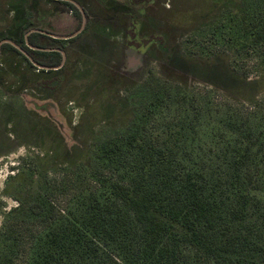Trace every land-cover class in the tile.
Returning <instances> with one entry per match:
<instances>
[{
    "label": "trees",
    "instance_id": "16d2710c",
    "mask_svg": "<svg viewBox=\"0 0 264 264\" xmlns=\"http://www.w3.org/2000/svg\"><path fill=\"white\" fill-rule=\"evenodd\" d=\"M256 2L261 10L253 13L235 0L225 3L234 17L242 14L240 32L230 38L238 50L253 53L258 74L254 80L245 76V84L224 76L225 83H235L231 87L238 94L246 91L240 96L245 102L252 101L248 91L264 97V0ZM35 5H27V27L20 31L36 27L32 17L40 10ZM37 16L39 23L40 16L45 17L42 12ZM23 34L18 36L22 46L40 54L42 65L60 63L57 51L26 47ZM127 34L135 36L137 31L129 27ZM166 38L161 33L153 43L168 51ZM53 40L37 31L27 35L29 44L40 47ZM49 53L56 57H46ZM27 63L36 72H57ZM185 83L171 78L157 81L148 87L154 99L139 110L131 97L123 99L116 110L118 123L111 125L120 133L98 148V160L110 174L94 175L98 183L94 189L82 188L57 207L58 185L48 173L27 178L26 195L22 189L12 195L17 202L13 211L20 219L26 217L16 223L27 231L23 264H264V195L257 194L264 178V131H255L233 113L219 135L222 140L197 141L200 107L189 117L183 104L171 116L172 104L187 98ZM142 89L144 85H138L136 92L142 94ZM195 99L191 93L188 101ZM20 176L15 175L17 181ZM37 181L40 184L33 185ZM12 239L0 242L5 250L0 264H17L19 238Z\"/></svg>",
    "mask_w": 264,
    "mask_h": 264
},
{
    "label": "rangeland",
    "instance_id": "374dc122",
    "mask_svg": "<svg viewBox=\"0 0 264 264\" xmlns=\"http://www.w3.org/2000/svg\"><path fill=\"white\" fill-rule=\"evenodd\" d=\"M96 1L103 8L107 5L106 2ZM227 1L144 2L141 34L149 35L148 40L153 43L157 35L164 33L169 49L167 51L154 43L146 50L144 47L135 48L141 55L135 56L129 63L126 61L124 30H113L112 33L105 29V25L110 24L103 21L101 15L98 23H93L92 31L81 30L68 41H53L52 47L68 54L65 57L58 51L60 63L57 66L61 68L57 72H36L30 67L27 61L35 67L42 64L40 54L29 51L26 54L20 49V55L25 60L13 50L1 51L0 242L7 238L11 240L13 236L19 238L15 245V263L23 264L27 258V231L16 224L17 219L23 222L26 217L20 219L16 215L18 212L13 211L17 202L12 195L19 189L26 195L27 178L32 174L37 179L35 175L42 176L44 173H48L47 177L58 185L54 190L57 207H63L66 199L82 188L94 189L98 184L94 175L110 174L98 160V148L120 133L111 125L118 123L119 118L115 115L124 98L131 97V103L139 110L154 99L149 86L159 80L178 79L186 82L182 87L186 89L187 98L172 104L171 116L183 104L189 117L194 116L193 109L200 107L197 141L210 144L211 141L217 143L222 140L219 135L224 133L225 121L233 113L242 116L243 121L255 131H264V97L255 91H248L252 101L245 102L240 96L246 91L241 90L238 94L236 88L231 87L236 82L245 84V76L254 80L258 74L255 72L253 53L238 50L234 44L236 41L232 42L230 38L240 32L238 16L242 14L235 18L234 11L227 10L230 5L225 7ZM35 2L36 8H39V0H0V33L15 29V43L18 45L21 42L18 36L26 31L20 29L23 25L27 27V23L24 24L27 15L22 16L24 8ZM235 2L249 13L261 10L255 0ZM48 4L49 7H57L55 11L59 10L60 14L44 17L42 24L47 22L50 29L62 34H71L79 29L81 21L66 13V4ZM116 5L109 6L117 9ZM136 5L129 10L135 13L141 6ZM82 6L80 10L76 8V16L79 15L84 24L89 8L83 3ZM35 14L32 19L36 27H31L39 28L41 23L37 15L40 16L41 12ZM122 25L118 28H123ZM23 44L27 45L25 36ZM45 56L55 58L56 54ZM137 59L139 62H136ZM224 76L231 77L235 83H225ZM52 82L55 85L51 87ZM141 84L146 89L138 94L136 89ZM191 93L196 99L190 104ZM186 140L190 142V137ZM18 173H21L19 181L15 178ZM38 181L33 185L38 186ZM259 188L261 191L257 194L264 195V178ZM4 251L0 249V253Z\"/></svg>",
    "mask_w": 264,
    "mask_h": 264
},
{
    "label": "flooded vegetation",
    "instance_id": "af4514ba",
    "mask_svg": "<svg viewBox=\"0 0 264 264\" xmlns=\"http://www.w3.org/2000/svg\"><path fill=\"white\" fill-rule=\"evenodd\" d=\"M100 1L107 3L105 8H103L102 5L99 4L96 0H87L88 6L86 5V2L84 0H52V1L51 0L50 1H48V0H44V1L40 0L39 1L40 2L39 10H40V12L43 11L42 15L45 16V12H46L45 8H46V5H47L48 8L50 9V11L48 13L51 15V11L57 10V7H49V4H48L49 2H50V4H54V3H56V4L58 3L59 4L60 3V5L64 4L63 2H68V3L72 4L75 8H78L79 10L83 8V6H82V3H83L85 7L89 8V10L90 9H94V10H97V11H100V12H102V11H105V12L115 11V12H117V13L119 12L121 14L124 13L123 15H121V22H120L121 25L123 24V22H124V24L122 25L123 28L121 27L120 29H123L124 32H125V34H124V37H125L124 38V42H125L124 46H125V49H126V61L129 63L132 60H134L135 56L141 55V52L136 50L135 48H142V47H144L146 45V43H149V40H148V38H149L148 36L149 35L146 36V35H142L141 34V28H142V20H141V18L144 17V10L142 9L143 3L144 2H149L151 0H128V2L125 0L124 2H119V3L117 1H116L117 3H114V1L111 2L112 0H100ZM41 3H42V5H41ZM111 4H117L116 6L118 8L117 9H113L112 6H109ZM136 4L137 5L139 4L141 6H139V8H137L135 13H134V12L130 11L129 9L130 8L132 9L131 6L136 5ZM65 11H66V13L68 12L69 15H71V16L75 17L77 20L81 21V25H80L79 29L74 31L73 33L69 34L70 36H68L66 38L59 37V35H56V33H54L53 30L48 27V25H43L42 24L44 22V19H43V17L40 16V19L43 20L42 22H40L41 23L40 27L39 28H31L28 31L26 29V31L23 34V37L25 36L27 38L28 34L37 31V32H40V33L50 37L51 39H54L55 42H61V41H68L70 39H73L74 37H76L75 36L76 33H80L81 30L87 31L86 30V28H87V26H86L87 16L86 15H85L86 16L85 22H84V24H82V20L79 19L78 16H76V10L73 7H71L70 5H66V10ZM62 13H64V12L62 11ZM23 15L24 16L27 15V5L24 8ZM45 17H47V16H45ZM26 23H27V20L25 21V24ZM105 27H107V25H105ZM129 27H130V29L132 28V30L134 32L137 31V34L135 36H133V35L130 36V34L129 35L127 34V30H128ZM107 28L109 29V27H107ZM15 31H16L15 29L14 30L11 29L10 32L0 33V53H2L1 51H3V50L4 51H6V50L10 51L11 50V49H8L5 46L3 47V49H1V47L4 44L8 43V44L12 45L18 51L21 49L24 53L27 54V50L25 48H23L21 42H19L18 45L15 43V40H16L15 39L16 38ZM109 31L113 33V30L109 29ZM120 31H122V30H120ZM18 40H19V38H18ZM53 41H50L49 42L50 45H47L45 47L44 46L40 47V46L31 45L28 42H27V45L31 49L46 50V51H57V52L59 51L66 57L68 54L65 53L62 49H60L58 47H52ZM27 45H26V47H27ZM104 45H106L105 42H104ZM1 59H3V56L0 55V60ZM7 60H8V62H10L11 61V57L9 59L7 58ZM42 66H43L42 64L41 65H37V67H41L39 69H44V70H58L59 68H61L59 66H46V67L43 66V68H42Z\"/></svg>",
    "mask_w": 264,
    "mask_h": 264
},
{
    "label": "crops",
    "instance_id": "0c3cea01",
    "mask_svg": "<svg viewBox=\"0 0 264 264\" xmlns=\"http://www.w3.org/2000/svg\"><path fill=\"white\" fill-rule=\"evenodd\" d=\"M85 2H86V5L88 6V4H87V0H84ZM113 1H117L118 3L119 2H124L125 0H112L111 2H113ZM127 2H128V0H126ZM59 9V8H58ZM45 10H46V12H45V16H48V15H50L48 12L50 11V9L48 8V6L46 5V8H45ZM55 12H57V11H51V16H57V15H59L60 13V11L58 10V12L57 13H55ZM61 14H63V13H61ZM124 13H117V12H115V11H110V12H105V11H102V12H100V11H97V10H94V9H90L89 10V12H88V16H87V19H86V26H88L87 28H86V30L88 31V32H90V31H92V29H93V26H94V24L96 23H98V20L100 19V15L102 16V18H103V21H105L106 23H108V24H110V26H107V27H109V29L110 30H121L120 28H118V27H120L121 26V24H120V22H121V15H123ZM75 18V17H74ZM76 19V18H75ZM77 20V19H76ZM79 21V20H78ZM46 23V22H45ZM94 23V24H93ZM43 25H48L47 23L46 24H43ZM85 26V27H86ZM107 27H105V29L107 28ZM46 29V28H45ZM32 31V30H31ZM55 31V30H54ZM53 31V32H54ZM54 33H56V35H59V37H63V38H66V37H68V36H70L69 34H62V33H58V31L57 32H54Z\"/></svg>",
    "mask_w": 264,
    "mask_h": 264
},
{
    "label": "water",
    "instance_id": "95a60500",
    "mask_svg": "<svg viewBox=\"0 0 264 264\" xmlns=\"http://www.w3.org/2000/svg\"><path fill=\"white\" fill-rule=\"evenodd\" d=\"M83 23H84V19H83ZM136 62H139V60L137 59Z\"/></svg>",
    "mask_w": 264,
    "mask_h": 264
}]
</instances>
